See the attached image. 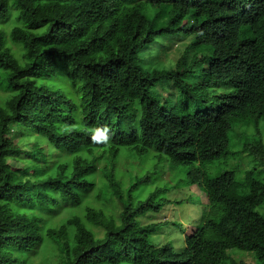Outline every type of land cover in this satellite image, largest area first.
<instances>
[{
	"label": "trees",
	"instance_id": "1",
	"mask_svg": "<svg viewBox=\"0 0 264 264\" xmlns=\"http://www.w3.org/2000/svg\"><path fill=\"white\" fill-rule=\"evenodd\" d=\"M0 25V264L45 237L55 264H264V0H0ZM238 156L252 168L210 173ZM162 168L206 195L181 253L152 241L167 221H139L170 202Z\"/></svg>",
	"mask_w": 264,
	"mask_h": 264
},
{
	"label": "rangeland",
	"instance_id": "2",
	"mask_svg": "<svg viewBox=\"0 0 264 264\" xmlns=\"http://www.w3.org/2000/svg\"><path fill=\"white\" fill-rule=\"evenodd\" d=\"M153 1V0H149ZM16 22L15 12H12V15L9 19V22L0 25V27L9 34L14 27V23ZM193 37L180 36V37H165L161 40L162 46L154 47V53L152 57L157 61L156 63L162 66L174 65L179 58L185 53L186 48L189 46ZM2 71L0 70V81L2 77ZM166 84V83H165ZM165 84L159 85L161 88H157L161 95L163 94V98L165 99L169 97L172 93L175 92L174 89H170L165 86ZM58 87L62 93L67 98L76 99L78 94L74 90L72 83L68 80V78H64L61 82H58ZM0 95H4V92L0 90ZM17 135L20 137V133L17 132ZM16 136V138H19ZM21 138V137H20ZM34 144L33 138H24V145L32 146ZM234 152H236L237 147L232 146ZM232 151V149H231ZM11 156L17 157H28L24 153H16V151H10ZM252 163V162H251ZM251 163L245 156L232 158L229 163H222L221 165H216L210 167V173L212 175H217L222 173L227 168L232 166L238 169V175L243 174L245 171H248L252 168ZM14 166L18 169L24 168V163L16 164L13 162ZM140 162L137 161L136 165L138 166ZM132 169V167H130ZM137 172L133 171V174H137ZM186 172H173L170 171L169 168H162L161 175L162 179L168 180L171 183L169 186L175 183V186L172 187L167 196L170 200L168 205L164 207L159 213H148L142 218H139L141 222L144 218L145 223H153L159 222L163 223L167 221L162 229L153 235L152 241L158 245H164L166 243H170L175 251L181 253L185 250L186 246V236L191 233L193 229H195L200 223L203 215V207L206 203V195L201 189V187L193 186L190 188L187 187V176ZM179 185V186H178ZM185 185V187H184ZM89 201H91L94 205H101L100 202L96 200L95 192L93 191L91 195H89ZM85 203V201H84ZM68 208L65 209V205H62L58 208L54 213L50 216V218H55L56 220L64 219L67 216ZM78 214L80 216L83 215V211H79ZM149 216V217H148ZM44 246L37 249L34 253L30 254L27 258H21L19 264H55L58 259V248L57 246L51 242L48 238H44L43 242ZM232 253V251H231ZM235 254H238V259H254V263L248 264H261L258 260H256L253 253L244 252V251H235ZM251 260V259H250Z\"/></svg>",
	"mask_w": 264,
	"mask_h": 264
}]
</instances>
